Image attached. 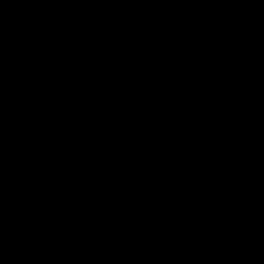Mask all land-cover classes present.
Listing matches in <instances>:
<instances>
[{"label": "trees", "instance_id": "trees-1", "mask_svg": "<svg viewBox=\"0 0 264 264\" xmlns=\"http://www.w3.org/2000/svg\"><path fill=\"white\" fill-rule=\"evenodd\" d=\"M208 2L234 19L200 15L214 27L194 24L188 30L183 6L176 0H158L160 9L145 13L140 27L118 40L104 30L110 15L82 23L32 22L43 11L97 7L99 0H0V20L9 15L14 31L13 39L0 40V89L7 100L15 101L0 105V153L28 151L20 159L0 161L3 173L15 183L52 181L61 177L64 167L92 159L72 152L91 146L106 155L117 151L120 159L132 163L124 176L106 185L21 203L12 229H0V264H123L120 245L105 243L100 235L118 241L119 228L129 224H144L150 232L168 231L171 245L156 242L164 252L158 256L180 264L181 254L194 248L193 236L202 233L194 226L197 222L188 219L193 195L202 199L193 203L198 207L213 202L216 208L221 185L227 182H233L234 198L237 190L251 194L246 196L251 214L254 205L260 210L257 219L264 214L263 186L255 191L260 193L257 199L250 189L264 180V141L255 137L264 124V0ZM62 3L68 6L62 8ZM164 5L175 14H162ZM191 51L237 55L230 63L210 68V82L194 98L144 96L124 104L108 102L103 108L69 101L90 98L106 85L128 79L126 70L132 67L127 66L138 65L146 52L165 58ZM50 90L69 100L53 93L33 97ZM241 106L244 116L230 120L227 112ZM211 117L230 122L232 129L244 128L237 136L253 138H200L205 145H232L210 162L192 158V152L182 149L184 144L169 145L174 139L156 132L165 121L190 123ZM167 147L170 155L159 154ZM33 149L38 151L32 156ZM209 191L215 194L209 196ZM29 217L41 219L46 229L36 228ZM249 237L256 256L244 264H264V231L255 230Z\"/></svg>", "mask_w": 264, "mask_h": 264}, {"label": "rangeland", "instance_id": "rangeland-1", "mask_svg": "<svg viewBox=\"0 0 264 264\" xmlns=\"http://www.w3.org/2000/svg\"><path fill=\"white\" fill-rule=\"evenodd\" d=\"M66 8L68 4L62 3L60 7ZM58 9V7H57ZM44 10L43 8L38 9V11ZM175 9H169L167 7L162 6V14H175L173 11ZM173 11V12H172ZM186 14V12H185ZM179 18L181 14H177ZM187 16V17H186ZM184 17L185 23L188 25V30L194 24H199L201 26L211 25V22H203L197 14L189 13ZM105 18V14H103L100 6L95 7H87L83 5H74L69 6L66 11L63 12H41L39 13L32 22L37 23H52V22H68V23H82L85 21H96L98 19ZM116 23L112 18L108 19V26H112ZM212 28L214 27L211 25ZM147 44V43H145ZM150 43L147 44L149 47ZM167 45V44H166ZM130 46H127L129 48ZM134 51H136L135 47H133ZM153 49V48H152ZM156 56H150L146 52L143 59L139 63H142L146 60H150ZM134 64H129L127 68L133 67ZM9 93V91H6ZM8 95L4 93L0 89V100H7ZM11 99V98H10ZM245 114V107L241 106L239 108L232 109L227 112L228 118L230 120H236L239 117H243ZM230 122H226L224 119L219 117H211L208 120L196 118L190 123H171L168 121L163 122L160 128L156 131L163 136H167L170 139H174V141L170 142L169 145L176 144H184V149L187 152H192V158H197L203 161L215 162L220 156L223 157V153L231 149L229 143H205L200 140V138H210L215 137L216 139L222 138H231V139H240L244 142V138H253V135H243L239 137L237 135L240 134L242 129H232ZM260 129L257 134H255L256 138L262 139L264 141V124L258 126ZM181 137H190L188 141L180 140ZM245 145V143H243ZM169 147L163 148L159 154L162 155H170L171 152H168ZM164 150V152H162ZM38 150L33 149L30 150V155H34ZM72 152L76 154H80L84 156V158H99V157H110L114 159H120L121 155H118L117 151L113 152L111 155H106L102 153V151L98 150L95 146H91L88 148H78L74 149ZM28 154L27 150L20 149L12 152H1L0 153V161L4 159L12 160V159H20L21 156ZM3 172L0 168V173ZM262 180V179H261ZM26 183V182H25ZM233 182H227L226 184H222L220 188V194L218 197L219 204L216 205L215 212L213 213L214 219L205 218L208 222H210L209 226L205 230H201V234L198 236H193V241L195 242L194 248L192 251L181 254L180 264H244L247 258L250 255L254 254L253 243L249 239L251 232L264 227V214L261 215L259 220L257 219L256 212H260V210H256L255 205L254 208L251 209L252 216H254V220L248 218L246 214H249V210L245 207L242 209V213L245 214L242 219L236 220L232 223V228L234 232L230 235H221V232L224 230V220L228 217V210H230V214L234 217V212L231 209V188ZM225 186V187H224ZM227 188L228 191H221V189ZM262 187L259 186V191ZM228 194V195H227ZM231 196V197H230ZM260 196L258 192L256 195V199ZM249 203V197H245L244 199ZM251 200V199H250ZM25 202V201H23ZM21 202V203H23ZM20 203V204H21ZM254 204H256L254 202ZM240 205V204H238ZM19 207V206H18ZM242 206H236L238 209H241ZM61 213V212H60ZM17 214V211H16ZM211 215V214H210ZM34 218V225L36 228H44L42 220H38L36 217H29L28 219ZM16 221V219H15ZM14 221V224H15ZM45 225V224H44ZM14 226V225H13ZM248 228L250 232L243 233V229ZM123 229V228H122ZM247 229V230H248ZM125 230V234L123 239H118L119 247V256L124 259L123 264H168L169 260L166 257L159 258L158 255H163L164 252L157 249L155 243L158 241L164 240L163 235H157L155 231H153V237H151L148 226L144 224H139L138 227H128ZM261 230V229H260ZM264 231V228L262 229ZM122 232V230H121ZM134 232V235L132 233ZM136 235V236H135ZM101 237H105V234L100 235ZM252 246V247H251ZM256 254V253H255ZM236 262V263H235Z\"/></svg>", "mask_w": 264, "mask_h": 264}, {"label": "water", "instance_id": "water-1", "mask_svg": "<svg viewBox=\"0 0 264 264\" xmlns=\"http://www.w3.org/2000/svg\"><path fill=\"white\" fill-rule=\"evenodd\" d=\"M183 3L193 0H181ZM102 11L113 13L120 20L135 23L145 13L153 10L151 2L142 0H99ZM225 19L234 16L219 11L212 13ZM120 27L117 26V28ZM116 28V29H117ZM14 31L11 17L0 20V40L13 39ZM242 53V52H241ZM237 54H207L191 51L177 57L159 58L138 65L127 73L132 74L125 80L114 81L97 90L87 99H67L56 90L46 91L71 102L78 101L95 108H103L108 102L124 104L137 97L162 96L172 99L197 97L210 82L208 70L212 67L230 63ZM196 66V67H195ZM28 99L17 101L27 102ZM13 100H0V105H10ZM132 163L123 159L106 157L92 158L78 166H66L61 177L52 181L15 183L12 176L0 173V229L10 230L16 219V211L21 202L44 197H56L66 193L86 190L106 185L114 179L121 178L130 169ZM86 259H90L89 248L83 249Z\"/></svg>", "mask_w": 264, "mask_h": 264}, {"label": "built area", "instance_id": "built-area-1", "mask_svg": "<svg viewBox=\"0 0 264 264\" xmlns=\"http://www.w3.org/2000/svg\"><path fill=\"white\" fill-rule=\"evenodd\" d=\"M264 180H260V181H258V183L257 184H253L252 183V185H250V189L252 190V194H253V196L254 195H257V193L255 192L256 190H258L259 189V186L261 187V186H263V189H264V182H263ZM263 182V183H262ZM235 193V195H237V198H234L233 197V195H232V197H231V208H233V212H234V217H232V215L230 214V211L228 212V217H227V219H226V222H227V225H225L224 226V230L221 232V235H230V234H232L233 232H234V229L232 228V223L235 221V217H236V220H238V219H242V217L245 215V214H243L241 211H240V209H239V211L237 212V208H236V206H242L241 208H246V209H248L247 207H249L248 206V202H246L244 199H245V197L246 196H248V195H251V194H248V192L246 191V190H244V191H242V190H237V191H235L234 192ZM215 194V192L214 191H209V196H213ZM184 195H186V194H184ZM194 197L192 198V201H193V203L194 202H198V201H200V200H202V199H200L199 197L200 196H196V195H193ZM218 197L219 196H217V200H218ZM191 204L193 207L191 208V211L189 212V218L188 219H192L191 221H193V222H197V224H195L194 226H195V228H197V229H200V230H205V229H207V227L209 226V224H210V222H208L207 220H205V218H211L212 220L214 219V216H213V213L215 212V209L216 208H214L213 207V202H210V205L209 206H207V207H204V208H200V207H198L196 204ZM238 204H240V205H238ZM211 214V215H210ZM191 215H193V216H191ZM247 215V217L248 218H251V219H253L254 220V216H252V214L251 213H249V214H246ZM261 215H263L262 213H261ZM199 219V221H196V220H198ZM255 220H259V219H255ZM128 227H134V225L133 224H129L128 225ZM127 227V228H128ZM138 227V225L136 226V228ZM126 228V229H127ZM264 227H261V228H259V229H263ZM123 229H125V228H123ZM122 228H119V230H120V232H119V234H118V239L119 238H121V239H123L122 237L124 236V234H125V230H123ZM248 228H246V229H243L242 231H243V233H244V230H247ZM121 230H122V232H121ZM258 230V229H257ZM155 231V233H157V235H163V237H164V240H162V241H159V243L160 244H162V245H165V244H169V245H171V243H168V241H169V237L170 236H168V231H166V232H164V234L162 233V232H160V231H162V230H154ZM247 231H249L250 232V230L248 229ZM94 234H96L97 232H98V230H96V228L94 229ZM153 232V231H152ZM152 232H150V236L151 237H153V233ZM132 235H134V232L132 233ZM108 236H110V235H108ZM106 234H105V237L103 238V242H105V243H108V242H110V243H116V244H118V241H115V242H111L107 237H108ZM136 236V235H135ZM117 239V240H118ZM250 244H251V242H249ZM252 247V246H251ZM253 248V247H252ZM254 256H256V254L254 253V254H252V255H250V257H254Z\"/></svg>", "mask_w": 264, "mask_h": 264}, {"label": "flooded vegetation", "instance_id": "flooded-vegetation-1", "mask_svg": "<svg viewBox=\"0 0 264 264\" xmlns=\"http://www.w3.org/2000/svg\"><path fill=\"white\" fill-rule=\"evenodd\" d=\"M142 1H147V2H151L152 4H153V9H155V7H157V10H159L160 8H159V6H158V0H142ZM179 4H181L183 7H182V9H181V12H182V15H184L185 14V10L187 11L186 12V14H189V13H193V14H197V16L200 18V15L201 16H203V17H207V18H211L212 16L213 17H218V18H222V19H225L224 17H222V16H214L212 13L213 12H215L216 10L214 9V8H212L211 6H210V4H209V2H208V0H193V1H191V2H189V1H186L185 3H183L181 0H176ZM165 7H167V5H165ZM102 10V9H101ZM171 10V9H170ZM184 10V11H183ZM196 12H195V11ZM174 12H175V10H173ZM172 11V12H173ZM103 12V14H105V15H110L111 16V18L113 19V20H115L116 21V23L114 24V25H112V26H106L105 28H104V30L106 31V33L110 36V37H112V38H114V39H118V40H120V39H123V37H125L126 35H127V33H128V31L129 30H131V28L132 29H136V28H139L140 26L138 25V22L139 21H137V22H135V23H131V22H125L124 24H120V20L121 19H118L113 13H110V12H108V11H102ZM185 14V15H186ZM107 17V16H106ZM187 17V16H186ZM233 20V18L232 19H229V21H232ZM183 21H184V23H185V19L183 18ZM120 25V27H118L117 28V26H119ZM117 28V29H116ZM185 52H183V53H180V54H175L174 56H171V57H177V56H181V54H184ZM160 58H163V57H160ZM165 58H169V56L168 57H165ZM155 59H159V57H154V58H152V59H150V60H155ZM150 60H146V61H144V62H142V63H139L138 65H142V64H144V63H146L147 61H150ZM138 65H136V66H138ZM136 66H133L131 69H135V67ZM196 67V66H195ZM131 69H128V70H126L127 72L129 71V70H131ZM208 72V71H207ZM131 75L132 74H130V73H128V75H127V78H129V77H131Z\"/></svg>", "mask_w": 264, "mask_h": 264}, {"label": "bare ground", "instance_id": "bare-ground-1", "mask_svg": "<svg viewBox=\"0 0 264 264\" xmlns=\"http://www.w3.org/2000/svg\"><path fill=\"white\" fill-rule=\"evenodd\" d=\"M9 86V85H8ZM112 159H114V158H112Z\"/></svg>", "mask_w": 264, "mask_h": 264}]
</instances>
